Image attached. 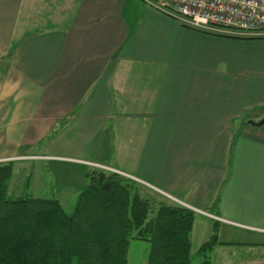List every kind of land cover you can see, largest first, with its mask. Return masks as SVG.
Instances as JSON below:
<instances>
[{
  "label": "crops",
  "instance_id": "0c3cea01",
  "mask_svg": "<svg viewBox=\"0 0 264 264\" xmlns=\"http://www.w3.org/2000/svg\"><path fill=\"white\" fill-rule=\"evenodd\" d=\"M263 119L264 38L191 30L144 0H0V162L68 164L77 190L115 171L192 210L191 242L208 219L199 246L264 249Z\"/></svg>",
  "mask_w": 264,
  "mask_h": 264
},
{
  "label": "trees",
  "instance_id": "16d2710c",
  "mask_svg": "<svg viewBox=\"0 0 264 264\" xmlns=\"http://www.w3.org/2000/svg\"><path fill=\"white\" fill-rule=\"evenodd\" d=\"M12 167L0 163V264H127L133 240L149 244L146 264H190L189 208L121 174L92 168L66 212L56 198L11 194ZM218 244L214 233L199 246L202 264H210L207 253Z\"/></svg>",
  "mask_w": 264,
  "mask_h": 264
},
{
  "label": "rangeland",
  "instance_id": "374dc122",
  "mask_svg": "<svg viewBox=\"0 0 264 264\" xmlns=\"http://www.w3.org/2000/svg\"><path fill=\"white\" fill-rule=\"evenodd\" d=\"M41 148L36 146L32 153L39 154ZM22 157V158H20ZM13 162L2 161L0 163H10L12 167V178L9 183V190L11 194L21 197H34V198H58L62 208L66 212H70L76 197V190L79 187V174L70 165L59 166L55 168L52 163L48 162H36L35 155H20ZM35 159L33 160V158ZM29 159V160H24ZM27 161V162H24ZM36 162L31 166L32 163ZM112 163V162H111ZM110 163V164H111ZM115 172V171H110ZM117 173V172H115ZM30 176L29 184L25 185L27 177ZM60 199V200H59ZM206 223L198 219V227L200 233L194 236L190 246V264H202L204 257L198 255L197 247L198 236H202V229L206 228L209 224V220L205 219ZM212 223H210V226ZM229 231L237 233L240 236H245L246 239L261 238L259 235L248 234L242 232L240 229L234 230L227 227ZM216 227L214 231H216ZM208 252V261L210 264H234L235 262H241L242 264H264V249H240L238 245H220ZM149 252V244L145 241L133 240L128 246L127 252V264H146V259Z\"/></svg>",
  "mask_w": 264,
  "mask_h": 264
},
{
  "label": "built area",
  "instance_id": "2783aa9c",
  "mask_svg": "<svg viewBox=\"0 0 264 264\" xmlns=\"http://www.w3.org/2000/svg\"><path fill=\"white\" fill-rule=\"evenodd\" d=\"M155 11L191 30L264 38V0H144Z\"/></svg>",
  "mask_w": 264,
  "mask_h": 264
},
{
  "label": "water",
  "instance_id": "95a60500",
  "mask_svg": "<svg viewBox=\"0 0 264 264\" xmlns=\"http://www.w3.org/2000/svg\"><path fill=\"white\" fill-rule=\"evenodd\" d=\"M262 122H264V119H263V121Z\"/></svg>",
  "mask_w": 264,
  "mask_h": 264
}]
</instances>
